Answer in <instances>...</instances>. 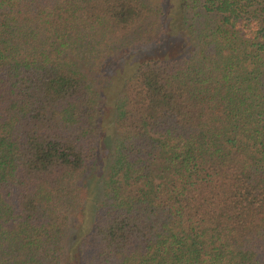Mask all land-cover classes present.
Listing matches in <instances>:
<instances>
[{
    "label": "trees",
    "instance_id": "obj_1",
    "mask_svg": "<svg viewBox=\"0 0 264 264\" xmlns=\"http://www.w3.org/2000/svg\"><path fill=\"white\" fill-rule=\"evenodd\" d=\"M0 264H264V0H0Z\"/></svg>",
    "mask_w": 264,
    "mask_h": 264
},
{
    "label": "rangeland",
    "instance_id": "obj_2",
    "mask_svg": "<svg viewBox=\"0 0 264 264\" xmlns=\"http://www.w3.org/2000/svg\"><path fill=\"white\" fill-rule=\"evenodd\" d=\"M151 22L152 20L148 19L143 23V26H146L150 24ZM138 28L139 27L137 26L134 29L136 30ZM125 37L128 39L130 43L136 44V43L141 42L140 37L142 36H138L135 32L134 33L132 32V34H126ZM121 38L122 37L114 41L121 42ZM111 40L112 39H110V43H111ZM146 45L147 43L145 45L131 46V49L124 48L126 51L129 52L126 54L122 52L120 53L121 50L119 49L117 50L116 54H119V53L120 54L112 58L113 60L109 62V64H106V65L103 64L102 66L96 68L95 71L89 72V74L87 73L90 79L93 81V84L95 85L97 90L101 94H104V96L107 99L113 98V97H109L108 94L110 95V93L117 91L116 83H112L113 80L116 81V76H119L123 71H126L130 67V64H132L133 62L140 60L144 58L145 56H149V54H151L153 49L152 48L145 49L144 47ZM186 47H188V44ZM107 50L109 51L110 49L107 48ZM154 52L155 54H157L159 50L157 49ZM107 106L109 107L108 110L110 111L105 112L106 115L103 118L102 125L106 132V136L110 137L111 142H109V145L111 146L116 136V133L112 126V120H113L112 115H113L114 103L109 101ZM89 179H91V176L89 177Z\"/></svg>",
    "mask_w": 264,
    "mask_h": 264
}]
</instances>
